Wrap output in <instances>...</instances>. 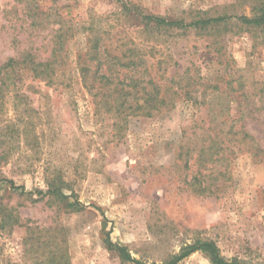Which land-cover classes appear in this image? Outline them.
<instances>
[{
	"label": "rangeland",
	"instance_id": "obj_1",
	"mask_svg": "<svg viewBox=\"0 0 264 264\" xmlns=\"http://www.w3.org/2000/svg\"><path fill=\"white\" fill-rule=\"evenodd\" d=\"M248 1L0 0V65L23 52L46 60L61 41L52 83L27 70L0 76V222L4 208L21 223L0 227V264L40 258L41 250L25 253L24 223L56 235L60 229L49 242L63 238L69 264H123L107 250L106 234L144 264H162L196 239L214 241L227 260L264 264V160L227 143L226 159L207 165L209 177H202L195 156L186 155L198 139L186 144L182 138L197 116L201 126L220 130L223 118L238 116L248 101L259 114L246 128L264 142V31L232 25L220 28L227 34L215 43L209 31H155L140 22L143 15L189 22L249 14ZM92 39L104 57L141 59L156 84L184 72L175 107L125 120L99 106L114 86L94 77ZM56 175L82 211L35 194ZM6 180L32 194L11 191ZM178 264L210 263L194 253Z\"/></svg>",
	"mask_w": 264,
	"mask_h": 264
},
{
	"label": "trees",
	"instance_id": "obj_2",
	"mask_svg": "<svg viewBox=\"0 0 264 264\" xmlns=\"http://www.w3.org/2000/svg\"><path fill=\"white\" fill-rule=\"evenodd\" d=\"M248 4L250 7L249 14L196 16L189 22H185L183 19L169 20L161 16L143 15L140 22L145 27H151L155 31L159 29H164L165 31L194 29L198 33H206L207 35L209 31L210 35L214 36L212 37L213 41L217 43V37L227 34L226 27L231 28L232 25H239L249 32L264 31V0H249ZM127 10L130 11L129 8ZM220 28H225L226 31L220 34ZM60 31L61 27L56 33ZM91 42L88 59L89 61H95L97 64L94 77L99 81H103L105 85L114 86V94L104 97V100L99 102V106L101 105L106 111L113 113L116 118L125 120L129 115L136 112H141L146 117H152L160 114L162 110L170 111L175 107V99L177 98V92L180 89V82L184 72L176 73L163 85L156 84L148 77L147 70L144 68L141 59L136 61L132 58L123 59L124 57L121 58L114 55L104 57L100 53L97 39H92ZM60 48V40L53 42L50 57L46 60H37L30 52H23L17 57H10L4 64L0 65V76L27 70L31 72L35 79L47 84L52 83L53 76L56 73L54 55L60 52ZM127 52L133 54V50ZM80 70L81 74L89 72L86 63L80 66ZM102 70H105V73H100ZM2 84L5 83L3 82ZM181 88H184V86ZM189 93H185L186 100H190ZM261 109L264 110V103ZM256 110L255 106L250 105L246 101L245 109L241 110L242 112L238 116L231 117L229 115L223 118L222 129L220 130H215L209 126H201L200 124L204 122L200 116H197L193 121V127L189 130L190 132L186 134V131H184L182 137L183 141L187 142L186 144L193 142L194 138L198 139L197 146H194L193 149H187L186 152L189 159L192 155L195 156V162L200 169L204 170H197V175L209 177V174H204L207 169L211 168L207 165L220 163L226 159L228 154L227 143H231L237 149L243 146L250 154L252 160L256 162L264 160V142L256 139L246 128L248 119L257 120L259 113ZM259 120H264V117ZM197 131H200V133ZM188 161H186V165ZM196 174L193 176V180H196ZM218 174L223 175L224 172L220 171ZM5 183L11 191L17 192L19 195L32 194V192H26L23 187L15 186L12 181L6 180ZM67 186L62 177L56 175L47 181L45 191L39 190L35 194L40 195L42 198L48 196V200L56 202L71 212L82 211L84 207L75 198V195L73 193L67 195L64 192ZM198 188L200 192L209 191L207 186L198 185ZM2 211L5 212L2 217V224L0 222L2 229L6 228V226L21 224L16 213L14 214L11 210L7 211L4 208ZM23 226L26 228V236L24 238L25 253L28 255L35 252L38 253V250H41L40 258L35 257L32 264H69V255L63 238L56 244L49 242L51 240L55 241L57 235H61L60 229H55V231H58L56 235L55 233L52 234L50 229L33 227L27 223H24ZM104 244L109 252L114 253L119 258L121 263L144 264L134 259L126 247L113 242L107 234ZM194 253H202L210 264H242L237 259H225L221 255L218 245L212 240L205 239H196L193 243L183 246L178 253L172 255L162 264H178Z\"/></svg>",
	"mask_w": 264,
	"mask_h": 264
}]
</instances>
